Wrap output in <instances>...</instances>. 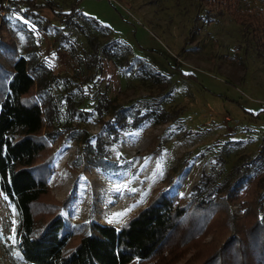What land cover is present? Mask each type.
Instances as JSON below:
<instances>
[{
  "label": "rangeland",
  "instance_id": "rangeland-1",
  "mask_svg": "<svg viewBox=\"0 0 264 264\" xmlns=\"http://www.w3.org/2000/svg\"><path fill=\"white\" fill-rule=\"evenodd\" d=\"M47 2L53 11L43 8ZM35 6L37 23L3 3L0 35L21 55L34 51L60 77L53 94L67 134L51 145L47 183L55 201L67 199L62 215L69 225L117 228L160 192L185 203L195 184L210 192L264 176V0H35ZM228 6L247 14L251 26L236 23ZM88 40L108 55L93 54ZM0 65L10 69L1 55ZM97 103L107 107L101 117ZM120 106L137 127L107 135L102 121ZM258 190L264 195V177ZM241 204L229 203L232 219L241 217ZM18 223L0 190V264H20Z\"/></svg>",
  "mask_w": 264,
  "mask_h": 264
},
{
  "label": "trees",
  "instance_id": "trees-1",
  "mask_svg": "<svg viewBox=\"0 0 264 264\" xmlns=\"http://www.w3.org/2000/svg\"><path fill=\"white\" fill-rule=\"evenodd\" d=\"M3 3L0 0V8ZM6 4L17 11L22 8L30 21L40 18L35 0ZM43 8L53 11L50 2ZM226 10L236 23L251 26L247 14L240 17L231 6ZM54 16L67 21L66 14ZM87 43L93 54L108 55V49ZM0 55L10 66L6 70L0 65V190L18 218L14 236L20 264H176L191 250L185 264H264V195L258 190L263 175L210 192L195 184L185 203L160 192L117 228L94 222L69 225L62 215L67 199L55 201L47 183L51 145L67 134L60 129L61 111L53 94L60 77L34 51L21 55L15 43L1 35ZM179 75L192 78L180 71ZM67 109L73 112L70 105ZM95 110L101 117L107 107L97 103ZM112 110L113 117L102 121L107 135L137 127L127 124L124 107ZM95 145L96 159L105 169L101 147L97 141ZM240 200L244 209L235 220L227 208ZM209 232L212 240L205 243Z\"/></svg>",
  "mask_w": 264,
  "mask_h": 264
},
{
  "label": "built area",
  "instance_id": "built-area-1",
  "mask_svg": "<svg viewBox=\"0 0 264 264\" xmlns=\"http://www.w3.org/2000/svg\"><path fill=\"white\" fill-rule=\"evenodd\" d=\"M7 0H4V3H6ZM13 1H21V0H13Z\"/></svg>",
  "mask_w": 264,
  "mask_h": 264
}]
</instances>
